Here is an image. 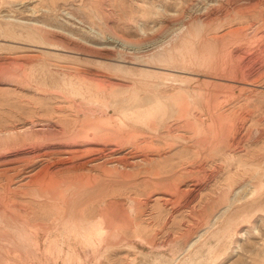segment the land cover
I'll list each match as a JSON object with an SVG mask.
<instances>
[{"label": "rangeland", "instance_id": "obj_1", "mask_svg": "<svg viewBox=\"0 0 264 264\" xmlns=\"http://www.w3.org/2000/svg\"><path fill=\"white\" fill-rule=\"evenodd\" d=\"M0 264H264V0H0Z\"/></svg>", "mask_w": 264, "mask_h": 264}, {"label": "bare ground", "instance_id": "obj_2", "mask_svg": "<svg viewBox=\"0 0 264 264\" xmlns=\"http://www.w3.org/2000/svg\"><path fill=\"white\" fill-rule=\"evenodd\" d=\"M151 99H152V98H151ZM124 102H125V101H124ZM111 216H113V214H112ZM107 217H108V216H107ZM112 218H113V217H112ZM112 218H111V219H112ZM108 227H109V226H108ZM108 227H107V228H108Z\"/></svg>", "mask_w": 264, "mask_h": 264}]
</instances>
